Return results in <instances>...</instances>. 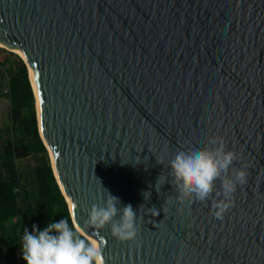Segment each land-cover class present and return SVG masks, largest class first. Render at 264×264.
Returning <instances> with one entry per match:
<instances>
[{"label":"water","instance_id":"obj_1","mask_svg":"<svg viewBox=\"0 0 264 264\" xmlns=\"http://www.w3.org/2000/svg\"><path fill=\"white\" fill-rule=\"evenodd\" d=\"M0 42L23 54L55 177L104 264H264V0H0ZM211 137L248 171L223 219L222 195H180L168 163ZM103 188L136 211V241L85 225Z\"/></svg>","mask_w":264,"mask_h":264},{"label":"clouds","instance_id":"obj_2","mask_svg":"<svg viewBox=\"0 0 264 264\" xmlns=\"http://www.w3.org/2000/svg\"><path fill=\"white\" fill-rule=\"evenodd\" d=\"M238 158L239 154L227 148L222 138L211 137L206 145L184 142L174 147L168 163L179 183L180 195L201 202L213 193L222 195L223 198L214 203L213 215L223 219L234 203L237 187L247 182V166L234 167ZM104 190L106 198L101 204L92 205L85 225L95 230L110 227L111 235L120 242L136 241V211L131 204H121L119 197ZM146 193L149 196L148 192L142 193L145 198ZM75 223L73 220L70 226L68 218L63 217L59 221L49 219L43 228L33 224L31 232L25 227L20 251L26 264H104L102 243L81 235Z\"/></svg>","mask_w":264,"mask_h":264},{"label":"trees","instance_id":"obj_3","mask_svg":"<svg viewBox=\"0 0 264 264\" xmlns=\"http://www.w3.org/2000/svg\"><path fill=\"white\" fill-rule=\"evenodd\" d=\"M2 50L4 47H0V97L8 79L11 123L8 136L0 141V244L9 263L18 264L15 250L20 247L25 227L32 231L33 224L43 228L49 219L59 221L63 217L71 226L73 219L39 132L27 65L16 53H12L17 56L14 62L2 60ZM31 156L35 163L21 167L20 161Z\"/></svg>","mask_w":264,"mask_h":264},{"label":"rangeland","instance_id":"obj_4","mask_svg":"<svg viewBox=\"0 0 264 264\" xmlns=\"http://www.w3.org/2000/svg\"><path fill=\"white\" fill-rule=\"evenodd\" d=\"M1 47V46H0ZM16 53L17 55H20L18 52H14L12 50H9L4 47V50L1 52V59H9V62L12 63L16 60L17 56L12 54ZM8 79H5L3 82V95L0 97V141L2 140V137H6L9 134V125L11 123L10 119V99L7 95L8 93ZM33 107H29V111H32ZM34 110L37 112L36 109V100H35V108ZM21 167L27 166L30 167L35 163L34 156L28 157L27 159H23L20 161Z\"/></svg>","mask_w":264,"mask_h":264},{"label":"built area","instance_id":"obj_5","mask_svg":"<svg viewBox=\"0 0 264 264\" xmlns=\"http://www.w3.org/2000/svg\"><path fill=\"white\" fill-rule=\"evenodd\" d=\"M29 230V229H28ZM31 232V230H29ZM23 231L21 232L20 235V244H21V237H22ZM15 260L17 261L18 264H24L26 261L22 258V254L20 251V247L15 250Z\"/></svg>","mask_w":264,"mask_h":264},{"label":"crops","instance_id":"obj_6","mask_svg":"<svg viewBox=\"0 0 264 264\" xmlns=\"http://www.w3.org/2000/svg\"><path fill=\"white\" fill-rule=\"evenodd\" d=\"M6 249L0 244V264H10Z\"/></svg>","mask_w":264,"mask_h":264},{"label":"bare ground","instance_id":"obj_7","mask_svg":"<svg viewBox=\"0 0 264 264\" xmlns=\"http://www.w3.org/2000/svg\"><path fill=\"white\" fill-rule=\"evenodd\" d=\"M0 46H1V47H5V48H7V49H9V50H12V51H14V52H18L21 56H23L22 52H20V51H18V50H15V49H12V48H10L9 46H7L6 44H4V43H2V42H0ZM30 74H31V76H32L31 68H30ZM37 103H38V101H37ZM69 204H70V206H71V203H69Z\"/></svg>","mask_w":264,"mask_h":264}]
</instances>
